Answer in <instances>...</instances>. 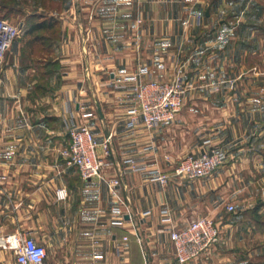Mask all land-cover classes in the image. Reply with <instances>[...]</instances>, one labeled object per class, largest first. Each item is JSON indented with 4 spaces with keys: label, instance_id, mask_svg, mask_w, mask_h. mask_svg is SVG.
Here are the masks:
<instances>
[{
    "label": "crops",
    "instance_id": "obj_1",
    "mask_svg": "<svg viewBox=\"0 0 264 264\" xmlns=\"http://www.w3.org/2000/svg\"><path fill=\"white\" fill-rule=\"evenodd\" d=\"M240 1L65 0L55 39L20 34L0 66V236L20 231L39 240L47 230L69 252V264H174L172 229L200 216L221 228L225 204L261 200L264 72L235 50L249 25L236 10ZM143 67L147 74H139ZM176 75L190 85L182 109L146 128L136 85ZM75 125L91 129L103 179L82 180L66 163ZM207 143L226 151L220 168L193 180L172 175L176 162L200 155ZM127 160L169 178L124 172ZM114 179L125 202L121 222L107 185ZM261 201L258 230L221 228L220 241L191 264L264 261ZM0 264H16L13 252L0 249Z\"/></svg>",
    "mask_w": 264,
    "mask_h": 264
},
{
    "label": "built area",
    "instance_id": "obj_2",
    "mask_svg": "<svg viewBox=\"0 0 264 264\" xmlns=\"http://www.w3.org/2000/svg\"><path fill=\"white\" fill-rule=\"evenodd\" d=\"M20 35V27L9 19L0 15V66L13 42ZM139 74H147V68H140ZM229 87L232 81L227 82ZM190 85L179 75L171 80L160 81L147 77L135 87V99L138 106V115L146 128L159 123L171 122L183 107L184 99ZM133 117L132 121L137 122ZM69 141L63 151L66 163L76 168L82 180L102 177L103 159L98 153V143L91 129L86 125L72 126L69 129ZM104 154L108 155L106 146ZM227 153L219 145L207 143L198 156L187 155L175 163L172 175L184 179H199L211 176L226 161ZM124 172L143 171L154 173L160 183H166L169 175L158 170H149L143 163L127 160ZM117 180H107L109 189L116 196V203L112 212L122 218L121 207L124 200L115 192ZM57 199H64V189H57ZM227 211L233 210V205H225ZM129 219L130 212L127 210ZM137 241L138 231H135ZM173 244L174 264H191L202 253L220 241V229L217 223L208 216L192 219L181 228H174L169 233ZM126 239V237H124ZM0 249L13 252L16 264H52L50 252L45 244L31 235L16 231L12 234L0 236Z\"/></svg>",
    "mask_w": 264,
    "mask_h": 264
},
{
    "label": "rangeland",
    "instance_id": "obj_3",
    "mask_svg": "<svg viewBox=\"0 0 264 264\" xmlns=\"http://www.w3.org/2000/svg\"><path fill=\"white\" fill-rule=\"evenodd\" d=\"M64 2L65 0H15L14 2L5 0V5L2 6L0 4V9L2 8V12L6 13L12 23L20 25V34L23 35L28 24L39 20L40 16L57 17V14L61 13ZM236 8L240 12L239 16L249 25L245 33L240 34L239 39L236 37V41L241 40V42L238 41L239 43L235 44L237 45L235 50L246 51L247 55H249L246 59V64L248 66L256 64L258 69L264 72V0H241ZM50 32L46 31L45 34L50 35ZM51 38H54V36H51ZM259 196L261 200H264V194L262 195L261 189L259 190ZM261 200L257 203H247L240 199L230 203L233 205V210L231 212L227 211L223 215L222 221L226 225H222V230L228 225L241 228L242 230H258L260 226L258 227L257 224H260L256 220L254 211L257 206L261 205ZM247 210L253 211L251 212L252 214L247 212ZM246 212L247 214L244 215ZM116 216L115 221L121 222V216ZM221 228L219 226L220 230ZM41 231L43 234L39 236V241L43 242L49 250L52 264H69V252L64 249L63 244L55 247L54 242L49 241L47 230ZM249 262H252V264H264V261H260L256 257L250 258Z\"/></svg>",
    "mask_w": 264,
    "mask_h": 264
},
{
    "label": "trees",
    "instance_id": "obj_4",
    "mask_svg": "<svg viewBox=\"0 0 264 264\" xmlns=\"http://www.w3.org/2000/svg\"><path fill=\"white\" fill-rule=\"evenodd\" d=\"M4 1L5 0H1V2H0V4L2 6L5 5ZM11 1L14 2L15 0H11ZM1 9H0L1 17L8 19V16L6 15V13H3ZM42 16L39 17V20L30 22L23 35L32 36L34 38V40H37V41L44 43L46 40L56 38V36H57V19L54 16H49V17L48 16L46 17L44 15H42ZM46 31L47 32L51 31L50 35L54 36V38H51L50 35H46L45 34Z\"/></svg>",
    "mask_w": 264,
    "mask_h": 264
},
{
    "label": "water",
    "instance_id": "obj_5",
    "mask_svg": "<svg viewBox=\"0 0 264 264\" xmlns=\"http://www.w3.org/2000/svg\"><path fill=\"white\" fill-rule=\"evenodd\" d=\"M125 219H129V216L128 215H125L124 216ZM145 260H147V256L145 255Z\"/></svg>",
    "mask_w": 264,
    "mask_h": 264
}]
</instances>
